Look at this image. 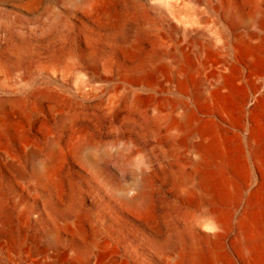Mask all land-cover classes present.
Wrapping results in <instances>:
<instances>
[{
    "label": "rangeland",
    "instance_id": "1",
    "mask_svg": "<svg viewBox=\"0 0 264 264\" xmlns=\"http://www.w3.org/2000/svg\"><path fill=\"white\" fill-rule=\"evenodd\" d=\"M260 36L264 0H0V264H264Z\"/></svg>",
    "mask_w": 264,
    "mask_h": 264
},
{
    "label": "bare ground",
    "instance_id": "2",
    "mask_svg": "<svg viewBox=\"0 0 264 264\" xmlns=\"http://www.w3.org/2000/svg\"><path fill=\"white\" fill-rule=\"evenodd\" d=\"M231 12H232L231 14L233 15V17H235V18H243V19L245 18V15L238 9H231ZM250 20L258 21L260 23L262 22L257 14L251 15ZM258 39L261 41V44L264 42V38L262 36H260ZM212 47H213V44H208V45L197 44V46L195 48L196 49L195 53H196V55H198V57L204 59L209 51L216 54V51L211 50ZM218 65H220V64H218ZM229 72H230V66L227 63L220 65L216 69L215 79L218 83V86L216 83V86L218 87V89H220L219 86L228 77ZM164 105L170 106L173 110L176 109V107L171 103L169 105H167L166 103H159L158 105L155 106V109L158 112H161L163 110ZM174 118H175L174 124H176V125L182 124L183 121L179 116L174 115ZM184 122L189 126L194 125L193 115L189 114L188 116H185ZM193 149H194V153L196 156V165L200 171L198 180L202 184L204 189H206L207 191L210 192L215 187V179L210 172L206 171V167L208 164V157L213 153V140L207 131L198 130L197 132L194 133ZM128 150H129V147H124L120 151V155H121L122 159L125 158L126 154L128 153ZM30 156L35 157L36 153H34V151H32ZM134 163H136L138 166H145L147 164L146 159L142 155L138 156L136 158V160L134 161ZM123 170H126V169H123ZM144 178H145V175L142 178L143 181H144ZM138 190L139 191H138V194L136 196L124 195L121 199L122 202L128 206H131V207L134 205H137L138 202L142 200V197L145 194L143 184L140 185V188ZM213 224H214L215 228H217L216 220H215V223H213ZM218 233H215L214 236H217ZM196 240L197 239H195V241ZM6 243H7V245H9V241H6ZM180 246H181V244L179 241L177 242L175 240L171 243L170 250H172L171 252H172L173 258H170V257H167V258L172 261V264H181V257H180L181 254L179 253L181 251ZM106 248L107 247L105 246V244H101L100 249L98 251V254L96 255V258L94 260V264H107L108 263V260L110 257V252ZM199 258H200V256L198 257V259ZM199 261H200V259H199ZM90 263H91V261L88 258H86L84 255H82L81 252L74 254V257L72 259L68 258L65 261V264H90Z\"/></svg>",
    "mask_w": 264,
    "mask_h": 264
}]
</instances>
